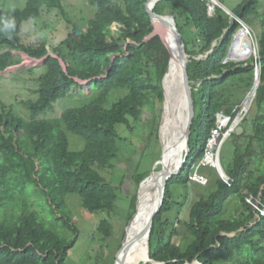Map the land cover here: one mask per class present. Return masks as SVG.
<instances>
[{
    "label": "trees",
    "instance_id": "1",
    "mask_svg": "<svg viewBox=\"0 0 264 264\" xmlns=\"http://www.w3.org/2000/svg\"><path fill=\"white\" fill-rule=\"evenodd\" d=\"M87 1L94 8L87 29L71 24L65 39L53 49L59 57L50 55L38 65L45 67L36 78L38 98L22 101L30 119L14 114L5 104L0 109V264H66L71 246L67 231L74 229L67 197L77 195L82 208L92 213L115 209L117 187L107 182L101 170H109L120 158L117 125L130 127V120L141 123L144 110L154 106L147 122H154L152 134L159 138L171 45L160 34L152 36L155 27L145 9L147 0ZM208 1L161 0L153 8L174 17L188 57L209 55L188 63L195 111L189 155L182 171L168 182L148 246L147 255L156 263L146 264H264V215L259 211L264 209V0H243L233 11L238 21L251 27L257 42L260 82L251 103L256 109L251 131L244 127L246 115L242 132L231 134L234 154L229 169L224 168L229 181L217 175L212 191H196L198 201L190 205L183 221L189 235L179 244L173 241L180 234L174 225L182 205L176 195L173 200L170 183L183 187L194 183L190 175L216 127V113L234 117L239 107L226 96L228 85L236 79L250 88L255 76L253 57L247 65L226 61L231 39L241 25L215 7V1H211L215 10L210 15ZM44 7L64 13L60 0H26L24 7L10 9L0 2V72L17 62L12 50L36 60L47 55L45 43L25 44L20 34L23 24L38 18ZM7 20H14L15 26L6 31ZM237 46L235 40L232 54ZM87 79L92 90L84 95L90 96L87 102L65 108L56 119L46 118L57 100L73 95L78 80ZM68 133L84 140L82 150L69 148ZM241 139L243 144L237 142ZM144 175L132 176L136 188ZM30 186L38 189V197L47 198L56 222H61L59 228L32 208ZM233 197L238 207L226 217V204ZM135 198L130 199L128 222L135 213ZM111 229L112 223L103 219L99 230L104 239L113 234Z\"/></svg>",
    "mask_w": 264,
    "mask_h": 264
},
{
    "label": "rangeland",
    "instance_id": "2",
    "mask_svg": "<svg viewBox=\"0 0 264 264\" xmlns=\"http://www.w3.org/2000/svg\"><path fill=\"white\" fill-rule=\"evenodd\" d=\"M2 1L4 3V6L8 9L22 8L24 7L26 2V0H0V2ZM217 1L223 6L224 9L218 6L219 8H221L225 12L226 10H228L232 13L234 9L243 2V0ZM60 2L63 6L64 13H62V11L57 8L50 9L44 7L38 18L26 21L23 24L20 31L21 41L23 43L29 45L45 43L47 53L49 52L51 55L56 56V53H54L53 49L65 39L71 29V24L76 25L82 30L87 29L88 21L94 15V8L90 6L88 1L60 0ZM208 2L209 4L213 5L211 1ZM213 13H211L210 15H212ZM236 21H238V18ZM154 26L155 32L159 34L157 26ZM245 26L248 25L245 24ZM111 28L112 31L117 30L116 25H113ZM240 28H243V25L239 27V29L235 32L236 35L234 34L231 39L226 57V59H228L229 56V59L226 61H231L233 63H236L237 65H240L241 63H246L247 65V62L250 61L252 57L253 60L255 56L258 57L256 36L251 30V27L248 26L249 34H247L244 43H242L240 41V39L242 38H240L241 36L238 35L240 32ZM162 37L167 38L166 35H162ZM235 40L238 46L234 49L232 54V49L230 50V48H233ZM11 52L13 54V59L17 62L14 65L9 66L5 71L0 72V109L1 106L5 104L7 105V107L11 108V111H13L14 114L21 116L26 120H29L30 111L23 106L22 101L37 100L38 94L35 91L37 90L38 83L36 81V78L40 73H43L45 71V67L38 66L42 65L43 63L41 59L36 60L16 50H12ZM207 55H209V52H206L202 55L190 54L188 63L194 59L204 58ZM32 67H34V69L33 71H30L29 69ZM257 72H259V69L257 70ZM255 80L256 76H254V79H252L250 88L246 86L245 83L239 82L236 79L232 81L234 83H230L228 85L230 88V93L227 92L226 96L229 97L233 105L238 103L239 106H241L247 98H250V96L253 94L252 86ZM78 82L80 85L73 88V95L60 98L56 101L54 105V111L48 113V115L46 116L47 119H56L60 116L61 112L65 108L78 105L82 101L87 102L89 100L90 96L84 95L91 94V88L84 83L85 80H78ZM198 82L199 81H197L196 83L197 85L199 84ZM154 108L155 107L153 106L144 110V112L142 113L143 119L141 123H134L132 120H130V127L124 126L123 124L117 125V130L119 136L121 137L120 158L117 159L115 164L113 163V166L110 167L109 170H101V174L106 178L107 182L117 187V200L115 209L109 213L103 211L92 213L82 208L79 203V199L75 197L77 195L70 194L67 197V212L72 218V220H70V223L73 224L74 229L72 232L67 231V234L70 237L69 244H71V246L68 248L66 264L114 263L115 255L122 244L123 232L126 229L128 218L132 212L130 199L131 197H133V195L136 196V207V201L138 198V190L140 188V185L137 188L135 187L134 182L132 181V176L136 173H140L145 174L144 177L147 178L151 173H155L161 168L160 159L162 157V146L159 138L158 141L156 140V134H152L153 129L151 125H153L154 122H147V119L153 117L152 112ZM249 109L250 112L248 110L244 116L245 118L247 115V123H244V127L247 131H251L250 122L255 115L254 112L256 111L255 106H252L251 104ZM241 122L239 123V126H241ZM22 133V131L17 133V136L19 137V135ZM67 135L69 148L72 151H80L84 148L83 139L74 135L73 133H68ZM222 136L223 135H221L218 139L216 157L219 154L221 165L223 166V168L229 169L228 167L231 165L234 154L232 141L233 138L231 137V134L228 136L225 135L224 140L221 143ZM237 142L243 144L242 139L237 140ZM218 148L220 152L218 151ZM137 163L138 166L136 165ZM183 173L185 174V171ZM200 173L206 176V184L210 183L209 186H205L206 184L200 185L198 183H191L189 187H183L175 181L170 183V190L173 195V200L176 199L182 205L181 214L179 216L180 221L177 220L174 225L180 233L179 235L173 237V241L176 244L181 243L182 238L187 234L183 221L188 218L190 205L193 204L194 201H198L196 191L198 190L201 194H207L208 192L212 191L215 187V179H217V175H219L218 170L209 165H202L200 167ZM225 181L229 180L225 178ZM37 190L38 189L34 186H30L27 190L31 195V200L34 201V206L32 208L34 210H37L40 213L41 217L44 218L47 222L53 223L58 226H56V228H59L61 222L59 221L60 224L56 222V213L52 211L50 203L48 202L47 198L43 196V194L38 197ZM175 195L176 198L174 199ZM249 201L251 200L249 199ZM52 206L55 208L54 204ZM237 207V198H230L225 208L226 217L232 215ZM174 208L175 212L179 209V207L177 208V204L174 205ZM57 214L60 215L59 213ZM172 216L174 217L175 213ZM103 219H107L112 223L111 230L113 234L107 236L106 239H104L105 234L99 230L100 223ZM196 262L197 261H194L193 263Z\"/></svg>",
    "mask_w": 264,
    "mask_h": 264
},
{
    "label": "bare ground",
    "instance_id": "3",
    "mask_svg": "<svg viewBox=\"0 0 264 264\" xmlns=\"http://www.w3.org/2000/svg\"><path fill=\"white\" fill-rule=\"evenodd\" d=\"M216 3L218 7L217 0H209ZM211 12L213 13L215 7L211 5ZM166 17L158 16L153 20L154 25L158 28V33L166 35L168 43L172 47V61L170 68L165 80V92H166V113L170 114L167 120L166 126L162 127L161 138L164 143L165 151L163 156V162L167 169L178 165L180 163L181 157L180 153L184 144L179 141L178 131L182 127L183 122L186 123L187 111H186V101L181 96L179 88L182 82V67L180 62V54L178 51V45L175 40H173L166 33L165 21ZM249 34L248 26H243L239 34L242 38L240 41L244 43V40ZM189 57H186V59ZM188 62V60H187ZM256 84L258 83V72L256 73ZM253 87V94L248 99V102L243 105L245 111H248L249 105L255 96L256 85ZM251 91V92H252ZM251 94V93H250ZM177 95V96H176ZM239 119L236 120V123ZM160 183V173H151L139 188L138 198H139V212L133 216L132 222L128 228V237L130 242L126 248V253H120L118 261L116 264H139L143 259H149L148 253V229L149 220L152 215L153 208H155L158 200L154 199V194L159 187ZM155 206V207H154Z\"/></svg>",
    "mask_w": 264,
    "mask_h": 264
},
{
    "label": "water",
    "instance_id": "4",
    "mask_svg": "<svg viewBox=\"0 0 264 264\" xmlns=\"http://www.w3.org/2000/svg\"><path fill=\"white\" fill-rule=\"evenodd\" d=\"M160 1L161 0H147L145 2V9H146L147 13L149 14L152 25H154L153 20L155 18H157L158 16L167 18L165 23H164L165 28H166V33L169 35V37H171L173 40H175V42H177L178 51L180 54L179 58H180L181 67H182V82H181V86L179 88V91H180L181 96L183 94V97L186 101L187 118H186V123L183 122L182 127H180V129L178 131V138L177 139H179V141H181V143L184 144V147L182 148L181 153H180V157H181L180 163L178 165L174 166V168L171 167L170 169H167L165 167L164 162H163L165 147H164V143H163L162 138H161V133H162V127L164 128V126H166V123H167L168 118L170 117V114L166 113L167 98H166L165 85H164V105L162 108L161 121H160L159 129H158V137H159V140H160V143L162 146V157L160 159L161 168L157 171L158 173H160V183H159L158 189L156 190V192L154 194V197H155L154 199L155 200L157 199L158 202L155 205L156 207L154 206L155 208H153L152 215H151V218L149 220V229H148V237H147L148 238V246H149L151 229H152V226L154 223V219H155V216L160 212V210L162 208L164 197H165V190L168 186V182L174 176L178 175L182 171L184 164L186 163V160L188 159L189 149H190L189 140H190L191 126H192V122H193V118H194V114H195L194 103H193V98H192L191 80L189 79V76H188V62L186 59V57H188V54L186 53L185 44H184L182 36H181V34L177 28L174 17L172 15H162V14L156 13L153 10L154 6ZM218 5H219V7L223 8V6L221 4L218 3ZM211 9H212L211 4H208L209 14L212 13ZM226 12L230 16H232L231 17L232 19L237 20L234 13H232L231 11H228V10H226ZM239 22L241 23V25L245 26V23H243L240 20H239ZM240 29H242V28H240ZM156 34L157 33L155 32V28H154V30L152 32V36L156 35ZM148 38H147V40H148ZM50 55L51 54L48 52L47 55L42 59V62ZM56 57H59L58 53H56ZM257 58H258L257 56L254 57V63H253V65H255V68H256L255 69V76H256L257 70L259 69L258 65L256 63ZM228 59H229V56H228ZM228 59H226V60H228ZM171 61H172V54L170 53V59H169V63H168L167 72H166V75L164 77V81H165V78L168 74ZM66 66H67V64H66V62H64V67H66ZM258 74H259V72H258ZM259 78H260V74L258 75V83L256 84V81H254L252 88L255 86V84L258 86L259 81H260ZM84 83L90 87L91 79L85 80ZM257 86H256V89H257ZM256 89H255V93H256ZM247 101H248V98L246 99L245 102H247ZM237 128L238 129L236 130V133L237 134L241 133L243 130L242 126H238ZM218 172H219V175L222 179H224V180H225V178L229 179V177L226 174L223 166L220 163H219ZM141 183H140V186H141ZM139 203H140L139 198H137L135 213L132 215L131 220H132L133 216L139 212V206H138ZM131 220H129V222L126 225L125 236L122 240V244L120 246V249L117 251V253L115 255V259H114L113 264L117 263L120 253H122V254L126 253V248L128 247L129 242H130V238L128 237V228H129L131 222L133 221V220L132 221ZM148 252H149V247H148ZM149 262L150 263H156L155 261H153L149 257V259L147 258L146 260L142 259L139 262V264H145V263H149ZM192 264H200V263L196 262V263H192Z\"/></svg>",
    "mask_w": 264,
    "mask_h": 264
},
{
    "label": "built area",
    "instance_id": "5",
    "mask_svg": "<svg viewBox=\"0 0 264 264\" xmlns=\"http://www.w3.org/2000/svg\"><path fill=\"white\" fill-rule=\"evenodd\" d=\"M247 102L244 101V105ZM243 104L238 107L237 112L234 117H231L230 115L224 113V112H217L216 113V127L212 129L211 135L207 141V145L204 151V155L201 159V161L194 167L192 174L190 175V180L198 183L200 185H204L207 182V178L205 175L200 173V167L202 165H209L211 167L219 169V154L216 157V148L218 146V139L222 136L221 143L224 140L225 135H230L233 132H236L238 129L239 123L244 118L247 111H244ZM250 107V105H249ZM236 110V109H235ZM249 110V108H248ZM239 119V121L236 123V120ZM219 151V148H218ZM220 152V151H219ZM229 180V179H227ZM228 182V181H227ZM252 203V201H250ZM256 209L258 207L254 205ZM260 214L264 215V209H259Z\"/></svg>",
    "mask_w": 264,
    "mask_h": 264
},
{
    "label": "clouds",
    "instance_id": "6",
    "mask_svg": "<svg viewBox=\"0 0 264 264\" xmlns=\"http://www.w3.org/2000/svg\"><path fill=\"white\" fill-rule=\"evenodd\" d=\"M15 26V21L14 20H7L4 22V30H11L13 29ZM9 38H11V36H9ZM258 60V59H257ZM42 61V59H41ZM257 63V62H256ZM259 68V67H258ZM239 126V125H238ZM219 163H220V159H219ZM221 164V163H220ZM142 182V181H141ZM193 182V181H192ZM195 183V182H194Z\"/></svg>",
    "mask_w": 264,
    "mask_h": 264
},
{
    "label": "crops",
    "instance_id": "7",
    "mask_svg": "<svg viewBox=\"0 0 264 264\" xmlns=\"http://www.w3.org/2000/svg\"><path fill=\"white\" fill-rule=\"evenodd\" d=\"M189 211H190V209H189ZM180 214H181V211H180ZM179 220H180V217H179ZM179 220H178V221H179Z\"/></svg>",
    "mask_w": 264,
    "mask_h": 264
}]
</instances>
